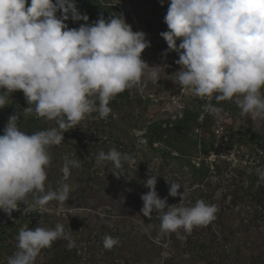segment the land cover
<instances>
[{"label":"clouds","instance_id":"obj_1","mask_svg":"<svg viewBox=\"0 0 264 264\" xmlns=\"http://www.w3.org/2000/svg\"><path fill=\"white\" fill-rule=\"evenodd\" d=\"M69 19L85 23L69 28ZM88 19L77 10L76 0H0V109L9 105L12 93L22 91L28 104L24 117L35 114L57 125L29 134L19 127L17 115L9 117L0 135V211L9 216L20 203L28 214L67 201L71 187L66 181L81 160L63 157L62 179L53 190L46 187L50 149L91 114L106 117L117 95L133 88L143 91L148 81L160 80L161 67L142 59L151 46L144 32H134L122 14L101 16L93 24ZM164 23L168 31L160 35L168 51L179 56L176 81L190 94L208 99L204 111L222 119L226 114L218 105L233 101L241 115L264 118V0H170ZM95 162H111L117 177L124 175L125 165L136 163L115 147L100 151ZM257 174L264 180V169ZM170 184L169 195L179 194V204L168 206L159 197L155 175L144 182L149 191L141 195L142 215L161 213L162 232L183 240L181 229L191 233L215 220V204L197 200L186 206L188 190L184 187L180 194L182 185ZM30 195L31 204L25 203ZM71 233L61 223L21 227L7 264H35L42 250L60 239L71 249ZM117 244L118 238L103 237L104 248Z\"/></svg>","mask_w":264,"mask_h":264},{"label":"rangeland","instance_id":"obj_2","mask_svg":"<svg viewBox=\"0 0 264 264\" xmlns=\"http://www.w3.org/2000/svg\"><path fill=\"white\" fill-rule=\"evenodd\" d=\"M78 1L82 3L84 0ZM104 2L117 7L134 32L141 27L150 35L151 46L142 53V59L150 67H161L160 80L157 83L148 81L143 91L136 88L128 98L119 99L117 95L115 99L119 104L123 103L122 107L110 102L111 111L106 117L91 114L82 120L84 129L64 134L59 152L54 150L55 156L51 152L53 147L50 149L52 162L47 169L46 187L53 190L62 179L63 157L68 155L81 160V167L72 169L66 181L71 187L67 201L63 204L53 201L43 210L37 208L28 214H25L27 206L20 203L18 210L10 216L0 211V225L15 219H35L34 215L53 216L56 224H63L65 229L70 227L75 241L72 253L76 259L77 256L83 257L85 264H131L133 259L130 260V255L135 252H141L142 264H232L237 252L250 256L253 247V258H258L260 252L257 250L264 249V180H260L257 174L258 168L264 169V152L260 151L264 139L251 141L250 132L264 138V118L241 115L233 101H224L221 107L226 115L222 119L212 115L211 126L209 124L207 129H203L206 112H202L196 121L188 123L184 143L179 145L178 141L166 146L164 140L175 137L173 125L182 119L184 113L204 111L205 104L209 102L207 98L190 94L176 81L175 73L181 68L176 63L179 56L168 51L167 43L160 35L168 31L164 17L170 0ZM18 94V91L12 93L11 99L17 101ZM11 99L9 105L14 103ZM16 109L10 110L9 106L0 109V135ZM158 121L164 122L165 132L163 141L154 147L166 150L174 158L181 157L174 145L181 148L185 153L184 165L146 150L142 136L149 124ZM218 121L224 126V133L220 136L215 133ZM122 141H126L124 146L119 145ZM203 145H213L208 158L202 155ZM113 147L128 153L136 161L132 166L125 165L124 175L119 177L113 174L116 170L111 162L100 166L95 162L100 151L107 153ZM203 162L210 169L201 177H194L191 167L194 165L201 169ZM214 164L219 165L220 170ZM150 175L157 177L156 191L161 199L167 200L168 206L181 202L179 194L176 197L169 195L170 183H178L182 185L180 194L184 187L188 190L184 200L186 206H189V201L194 205L197 200L215 204L218 208L215 220L206 226L195 227L191 233H184L181 229V234L186 237L183 240L178 239L175 233L162 234L161 227L157 226L161 224V213L153 212L150 218L141 213V195L149 191L144 182ZM237 197L241 200L238 201ZM31 202L30 195L25 203ZM24 222V227H27V222ZM237 225L239 229L242 227L240 231L225 242L226 231ZM212 230L219 234L222 232L219 240L210 237ZM106 234L119 239L114 252L112 248L103 246ZM252 237H261L258 239V242H263L261 248ZM63 241L65 243L61 247L69 249L68 241ZM10 249L9 246L3 250L6 256L0 255V264H7L6 258L16 251L11 254ZM64 249L56 251L50 247L42 250L35 264H57L61 260L64 264H74L73 260L65 259V253L60 254ZM114 257L115 261L111 262L109 259Z\"/></svg>","mask_w":264,"mask_h":264},{"label":"trees","instance_id":"obj_3","mask_svg":"<svg viewBox=\"0 0 264 264\" xmlns=\"http://www.w3.org/2000/svg\"><path fill=\"white\" fill-rule=\"evenodd\" d=\"M76 6H77V10L82 15L86 14L88 16V18H89L87 21L88 24L95 23L101 16H103V18H105V19H108L110 16H112L114 14L115 15H121L120 10L117 7H115V6L113 7V5L106 4L104 2V0H84L82 3H79V1L76 0ZM60 15H61V13L58 12L57 16H60ZM66 23L68 24L69 28H78L81 24H83L85 22L84 21L73 22L71 19H69L68 21H66ZM135 89L136 88L125 90L124 92H122L121 94L118 95L119 99L122 97L124 99H125V97L128 98L130 93L133 92V90H135ZM18 92H19V94L16 97L17 101H14L13 99H11V101L14 103L11 105H8V106H9L10 110L17 108L16 110H14L12 112L14 115H17L19 117L18 124H19V127L21 128L22 131H25V132L31 134V133L36 132V131L46 130L48 128L57 126L55 121H47L43 118L37 117L35 114L24 117L23 116V110L26 107H28V104H27L26 98L24 97L23 92L22 91H18ZM111 102H114L113 103L114 106H115V104L118 106L120 105V107L123 106V103L119 104L117 99H115V98L113 100H111ZM211 103H213V104L216 103L214 98L211 100ZM223 103L224 102H221L220 105H218V106L221 107L222 105H224ZM202 112H206V111H201L198 113H196V112L195 113L194 112L188 113L186 111L184 113L182 119H180L176 124L173 125V128L176 131L175 137L173 139L171 138V140L169 139L170 142H169V140H164V143L166 144V146H169V144L171 145L172 142H178L179 141L178 142L179 145L184 143V139L186 138V132L188 131L187 130L188 123H190L192 121H196L200 117V113L202 114ZM205 114H206L205 120L202 123V125L205 124L203 126V129H207V127H209V124L211 126V123H212V115L207 113V112ZM165 123H167V122H165ZM83 124H84V122L81 121L78 125L75 126L74 129H69L68 132H70L72 134V133H76L75 132L76 129H84ZM163 124H164V122L158 121V122H153V123L149 124L148 127H146L145 132L142 136L144 139V145L146 147V150L152 154L160 153L161 158H164V159L168 158L170 160H175L182 166L186 162H185V153L183 152V150L181 148H178L177 146L174 145V148H177V150L180 151V155H181V157L179 156L178 158H174L166 150L157 149L156 147H154L155 144L161 143L163 141V135L165 132L164 131L165 129H163V126H162ZM91 128H92V126H91ZM92 134L93 133L91 132L90 135H92ZM75 136H77V134H75ZM250 137H251V141L264 139L261 135H259L258 133H255V132H250ZM262 143L263 144L260 145L261 153L264 152V142L262 141ZM125 144H126V141H122L121 143H119L120 146L121 145L124 146ZM193 144L196 146L198 145V143L195 141H193ZM61 147H62V145L53 146V148L51 150L52 154H54V150H56V152H59L58 149ZM212 148H213V145H211V147L209 145H203V147L201 149L202 155H204L205 158H208L209 155L211 154L212 150H213ZM128 149H129V147H128ZM54 156H55V154H54ZM188 162H190V161H188ZM214 165L216 166V169L220 170L219 165H217V164H214ZM191 168H193L192 173H193L194 177H196V178H199L202 175L206 174L207 173L206 171L208 169H210V167L208 165L205 167L204 162H203L201 169L195 168L194 165ZM159 194H162V193H159ZM237 200L239 201V200H241V198L237 197ZM33 217L35 219H27V220L20 219L19 221L15 219V220L10 221V222H8V221L4 222L0 225V255L2 253L5 254V252L3 250H6L9 246L11 247V249H10L11 254L15 249L17 250V247H16L17 243H18L17 236H18L19 229L21 227H24V224L26 225V223L24 221L27 222V227L29 229H34L38 226L46 227V228H53L56 225L53 216L44 215V216L40 217V215H34ZM38 218H39V220H38ZM160 225L161 224H157V226H160ZM240 229H239V225H237L236 228H234V226H232L230 228V230L226 231L227 234L224 237V241L229 242L228 238L232 235H235L237 232L240 231ZM243 232H247V231L244 230ZM162 234H165V232H162ZM221 234H222V232L219 234V233L215 232L214 230H212V234L210 237L219 240V238L222 236ZM252 239H254L257 244L260 243L259 245H257V247L261 248L260 246L263 244L264 239L262 238L263 242H258V239L261 240V237H252ZM64 243H65V241H63L62 239L57 240L56 243L53 242L51 248L55 249L56 251H60V250L64 249L61 247V246H64ZM130 244H133V241H131ZM225 245L227 246V244H225ZM116 247H117V245L112 247L113 252H114ZM253 248H251V250H250V254H251L250 256L242 254L241 252H237V254L235 256L236 260L233 261L232 264H264V249H258L257 253L260 252V254L258 255V258L257 257L253 258V255H254L253 252H255L253 250ZM66 249L67 248L64 249L65 250L64 252L63 251L60 252V254L65 253V259L66 260L71 259L74 261V264H81V263L85 264V261H83V257L77 256V259H76L72 253L73 251L71 249H67L69 251V253H68ZM226 252L227 251H225V253ZM5 256H6V254H5ZM141 258H142L141 252L140 253H136V252L131 253L130 260L133 259L131 264H134V263L135 264H137V263L142 264ZM114 259H115V257L113 259H109V260H111V262H114L115 261ZM58 262L59 263H57V264H61V263H63V260L58 261ZM106 262H108V260ZM92 263L93 262H91V264ZM218 264H230V262L229 263L223 262V263H218Z\"/></svg>","mask_w":264,"mask_h":264},{"label":"built area","instance_id":"obj_4","mask_svg":"<svg viewBox=\"0 0 264 264\" xmlns=\"http://www.w3.org/2000/svg\"><path fill=\"white\" fill-rule=\"evenodd\" d=\"M216 125H217V127L215 128V133L219 136L223 135V133H224L223 123L221 121H218Z\"/></svg>","mask_w":264,"mask_h":264},{"label":"water","instance_id":"obj_5","mask_svg":"<svg viewBox=\"0 0 264 264\" xmlns=\"http://www.w3.org/2000/svg\"><path fill=\"white\" fill-rule=\"evenodd\" d=\"M137 31H142V32H144L143 29H142L141 27H137ZM144 33L146 34V40L150 42V35H149L148 33H146V32H144Z\"/></svg>","mask_w":264,"mask_h":264}]
</instances>
